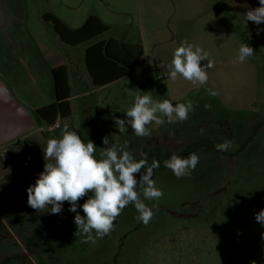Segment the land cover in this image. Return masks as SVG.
Here are the masks:
<instances>
[{
    "label": "rangeland",
    "instance_id": "obj_1",
    "mask_svg": "<svg viewBox=\"0 0 264 264\" xmlns=\"http://www.w3.org/2000/svg\"><path fill=\"white\" fill-rule=\"evenodd\" d=\"M213 1L220 14L234 17L233 30L237 24L238 34L255 52L251 62H232L238 55L230 52L229 35L218 17L216 33L215 23L207 14L202 17L191 11V34L194 37L199 34L201 37L197 38L206 39V44L213 42L209 47H217V58L208 55L213 66L207 69L209 79L205 85H194L179 76L173 81L169 79V72L151 66L148 61L144 70L77 102L73 77L69 73L73 96L71 118L49 129L38 128L0 148V264H251L253 260L264 264V239L261 238L264 226L255 219V214L264 209V132L239 150L255 122L264 118V40L243 21L247 10L260 5L259 0ZM35 4H29V29L53 40L47 29L51 26L46 27L37 17L39 6ZM241 6L246 11L240 12ZM44 7H47L45 3ZM141 24L145 27V23ZM260 26L264 28V23ZM126 31L109 30L79 50L98 40L118 38ZM206 64V60L201 61V66ZM203 87L205 90L201 89ZM208 89L216 95L210 96ZM144 92H151L157 101L168 99L173 105L191 101L194 110L183 122L169 124L162 117L163 125L148 126L150 137H137L127 124V132L121 133L114 117L126 120L127 109L134 104L135 97ZM223 110L231 114L229 118H221L218 112ZM241 112H247L248 117L237 120L236 114ZM65 126L77 131L85 142L98 139L94 143L98 159L106 147L103 143L106 133L117 144L127 141L126 150L134 158L148 153L154 146L176 152L200 137L209 138L215 147L230 140L232 147L228 151L203 148L194 152L199 156V163L190 176L177 178L170 169L154 170L152 179L163 196L146 200L142 192L140 194L154 211L150 222L145 225L139 220L136 208L129 204L116 218L109 235L95 238L93 232L95 242L85 243L84 236L74 235L76 213L69 211L70 204L63 222L56 228L44 230L42 224L53 214L50 211L39 213L27 203L26 189L35 184L44 170L43 149L48 139L60 138ZM136 178L139 180L140 175ZM87 198L85 196L78 204L82 205ZM77 211L84 215L82 208L78 207ZM34 232H40L42 240L33 248L35 254H31L23 238Z\"/></svg>",
    "mask_w": 264,
    "mask_h": 264
},
{
    "label": "clouds",
    "instance_id": "obj_2",
    "mask_svg": "<svg viewBox=\"0 0 264 264\" xmlns=\"http://www.w3.org/2000/svg\"><path fill=\"white\" fill-rule=\"evenodd\" d=\"M259 7L249 9L244 14L246 21L256 25L264 23V0H259ZM264 29H257V35ZM254 50L248 44H241L238 56L233 63H244L254 55ZM207 64L201 66V61ZM213 66L208 59V53L201 47L194 46L183 40L175 49L173 58L168 65L169 79L175 81L178 76L194 85H205L209 75L207 69ZM210 95H216L208 89ZM137 95L134 104L127 109V119L114 117L115 124L121 133L127 132L126 124L130 125L137 137H150L149 125H163L165 117L169 124L183 122L193 111L191 101L186 103H173L164 99L157 101L151 92ZM106 145L100 152V158L95 155L96 146L93 141L85 142L77 131L69 130L65 126L60 138H50L43 149L45 164L44 170L39 173L35 184L29 186L27 191L28 205L39 213L50 211L51 214H60L64 202L70 204L69 211L76 213L74 235L84 236L85 243L95 238H103L114 229L116 218L129 204H133L139 213L138 219L147 225L154 211L140 198L156 200L163 196L162 190L155 186L152 179L154 169L160 167L157 160L148 164L147 155L137 161L128 150V142L123 145H109L108 137L103 138ZM232 147L230 140L216 145L217 151H228ZM199 163V156L191 153L188 157L173 154L164 161V166L170 169L177 178L190 176ZM145 169V171H141ZM136 174H140L137 180ZM139 189V191H138ZM91 193V195H89ZM88 196L86 201L79 205L78 201ZM51 206V207H50ZM82 208L84 215L77 209ZM255 219L264 226V209L255 214ZM95 232V238L93 236ZM264 239V233H261ZM251 264H256L252 261Z\"/></svg>",
    "mask_w": 264,
    "mask_h": 264
},
{
    "label": "crops",
    "instance_id": "obj_3",
    "mask_svg": "<svg viewBox=\"0 0 264 264\" xmlns=\"http://www.w3.org/2000/svg\"><path fill=\"white\" fill-rule=\"evenodd\" d=\"M35 3L39 6L37 17L46 27L47 23L42 16L47 13L73 30L79 29L87 17L94 14L109 26L110 30H127L118 38L97 42L114 39L124 43H139L144 52V65L139 71L147 68L150 61L151 66L169 72L170 63L167 61L173 58L175 49L183 40L201 47L208 55H216L217 58V47H209L213 42L206 44V39L197 38L201 37L199 34L195 37L191 34V11H196L202 17L207 14L215 23L216 33L217 17L219 23L225 24L224 29L229 35V45L232 48L230 52L238 55V44H242L232 25L222 13L220 14L213 0H0V78L15 98L32 112L55 101L52 69L61 65H64L67 71L70 107L73 96L69 73L73 77L76 89L74 99L77 102L111 85L94 87L86 72L85 49L96 42L85 46L80 52L79 48L85 43L76 47L68 46L49 27L47 29L53 40L51 37L47 40L41 32L30 31L29 6H36ZM43 3L46 8H43ZM240 9V12L246 11L245 7L241 6ZM127 10H130V13H126ZM243 21L253 28L260 40H264V31L257 35L258 28L264 29L262 26L252 21ZM245 62L251 61L247 59Z\"/></svg>",
    "mask_w": 264,
    "mask_h": 264
},
{
    "label": "trees",
    "instance_id": "obj_4",
    "mask_svg": "<svg viewBox=\"0 0 264 264\" xmlns=\"http://www.w3.org/2000/svg\"><path fill=\"white\" fill-rule=\"evenodd\" d=\"M42 18L44 22L51 26V29L58 38L64 44L71 47H76L94 40L110 30V27L104 24L94 14L89 15L84 24L76 30L69 29L50 13L44 14ZM225 18L230 24L234 21L233 16H225ZM234 31L236 37L242 42V44H248L247 41L238 34L237 24H234ZM248 59L253 60L252 57ZM84 65L86 72L91 79L92 85L96 88L103 87L141 70L144 65L143 48L139 43H124L114 39L99 41L85 49ZM52 76L55 101L51 104L42 106L33 112L37 120L38 128H52L57 121L63 122L70 119L72 116L71 107L68 102L70 98V88L66 67L61 65L53 68ZM201 89L205 90L204 87ZM218 114L222 116L221 118L223 119L229 118L231 115L228 111L224 110L218 112ZM236 115H238L235 117L237 120L242 119V117H248L247 112L237 113ZM91 129H94V127L92 126ZM263 132L264 118H260L255 122L251 134L244 140L239 147V150L244 149L250 142L256 141L259 135ZM104 136L108 137L109 146L117 144L110 134L106 133ZM100 138H102V136ZM97 140L98 139L94 138L91 141L96 143ZM203 148L218 152L209 138L200 137L199 139L186 144L184 148L176 152L163 149L160 146H154L148 153H146V155L149 165L153 160L159 161L160 167L154 170L163 171L168 169L164 166V161L170 159L173 154L186 158L191 153ZM141 158H143L142 155L135 159L139 161ZM141 171L143 172L145 169H142ZM139 175L140 174H136V177ZM68 206L69 203L64 202L62 213L47 216L41 227L46 230L47 228H56V226H59V224L63 222ZM41 236L40 232H34L23 238V244L28 252L35 254L33 248L39 246V243L42 240Z\"/></svg>",
    "mask_w": 264,
    "mask_h": 264
},
{
    "label": "water",
    "instance_id": "obj_5",
    "mask_svg": "<svg viewBox=\"0 0 264 264\" xmlns=\"http://www.w3.org/2000/svg\"><path fill=\"white\" fill-rule=\"evenodd\" d=\"M38 129L34 113L22 105L0 78V148Z\"/></svg>",
    "mask_w": 264,
    "mask_h": 264
},
{
    "label": "built area",
    "instance_id": "obj_6",
    "mask_svg": "<svg viewBox=\"0 0 264 264\" xmlns=\"http://www.w3.org/2000/svg\"><path fill=\"white\" fill-rule=\"evenodd\" d=\"M158 78H160V77H158ZM55 126V125H54Z\"/></svg>",
    "mask_w": 264,
    "mask_h": 264
}]
</instances>
